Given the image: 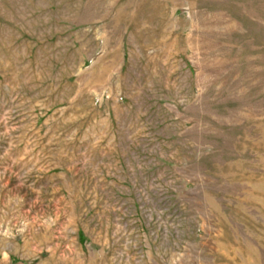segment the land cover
Here are the masks:
<instances>
[{"label": "rangeland", "instance_id": "obj_1", "mask_svg": "<svg viewBox=\"0 0 264 264\" xmlns=\"http://www.w3.org/2000/svg\"><path fill=\"white\" fill-rule=\"evenodd\" d=\"M0 264H264V0H0Z\"/></svg>", "mask_w": 264, "mask_h": 264}]
</instances>
